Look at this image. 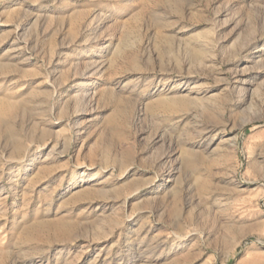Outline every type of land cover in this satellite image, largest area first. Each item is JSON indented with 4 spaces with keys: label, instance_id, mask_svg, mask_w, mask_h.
Returning a JSON list of instances; mask_svg holds the SVG:
<instances>
[{
    "label": "rangeland",
    "instance_id": "rangeland-1",
    "mask_svg": "<svg viewBox=\"0 0 264 264\" xmlns=\"http://www.w3.org/2000/svg\"><path fill=\"white\" fill-rule=\"evenodd\" d=\"M0 264H264V0H0Z\"/></svg>",
    "mask_w": 264,
    "mask_h": 264
},
{
    "label": "bare ground",
    "instance_id": "bare-ground-1",
    "mask_svg": "<svg viewBox=\"0 0 264 264\" xmlns=\"http://www.w3.org/2000/svg\"><path fill=\"white\" fill-rule=\"evenodd\" d=\"M253 52H254V51H249V52H247L246 54L248 55V54H251V53H253ZM85 84H89V82H86V81L81 80V81L76 82V83H75V86H82V85H85ZM81 90H83V89H81Z\"/></svg>",
    "mask_w": 264,
    "mask_h": 264
}]
</instances>
